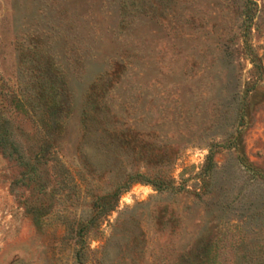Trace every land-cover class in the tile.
Instances as JSON below:
<instances>
[{"label":"rangeland","instance_id":"1","mask_svg":"<svg viewBox=\"0 0 264 264\" xmlns=\"http://www.w3.org/2000/svg\"><path fill=\"white\" fill-rule=\"evenodd\" d=\"M0 125V264H264V0H0Z\"/></svg>","mask_w":264,"mask_h":264},{"label":"trees","instance_id":"2","mask_svg":"<svg viewBox=\"0 0 264 264\" xmlns=\"http://www.w3.org/2000/svg\"><path fill=\"white\" fill-rule=\"evenodd\" d=\"M49 129L50 128L47 127V129L45 130L48 131ZM42 146L43 145H41L40 152L43 151L44 147ZM0 150H1L2 155L8 158H11L19 153L17 146L14 143L9 141V134L7 133V130L4 127H2V125H0ZM26 167H27L26 172L29 173L30 169H28V166Z\"/></svg>","mask_w":264,"mask_h":264}]
</instances>
